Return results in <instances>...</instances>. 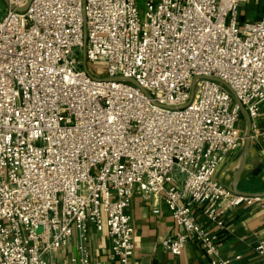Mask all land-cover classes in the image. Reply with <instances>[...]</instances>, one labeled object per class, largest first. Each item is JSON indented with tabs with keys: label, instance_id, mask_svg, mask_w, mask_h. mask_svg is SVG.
Returning a JSON list of instances; mask_svg holds the SVG:
<instances>
[{
	"label": "built area",
	"instance_id": "1",
	"mask_svg": "<svg viewBox=\"0 0 264 264\" xmlns=\"http://www.w3.org/2000/svg\"><path fill=\"white\" fill-rule=\"evenodd\" d=\"M8 2L29 5L0 20V264H59L75 235L71 263L131 264L135 190L182 229L164 249L192 238L209 264H230L227 214L264 198L215 175L244 143L237 101L259 134L264 5L245 19L248 0ZM91 228L109 236L108 262L91 258ZM253 251L264 259V236Z\"/></svg>",
	"mask_w": 264,
	"mask_h": 264
},
{
	"label": "crops",
	"instance_id": "2",
	"mask_svg": "<svg viewBox=\"0 0 264 264\" xmlns=\"http://www.w3.org/2000/svg\"><path fill=\"white\" fill-rule=\"evenodd\" d=\"M263 5L264 0H248L244 9L249 6L253 19H258L262 15ZM257 127L259 134L252 137L246 167L238 184V189L245 193H264V103L260 107ZM241 151L229 157L215 175L216 180L228 188H231L237 171ZM153 207L159 209L158 214L152 211ZM125 212L130 216L134 229L131 264H209L208 257L195 239L190 238L178 256L161 246L163 239L182 232L161 198H145L135 190ZM198 218L203 227L211 228L202 216ZM226 225L218 243L220 255L232 259L230 264H264V259L253 251L257 240L264 236V200L231 210L226 216ZM76 240L75 235L70 245L61 251L59 264H73L70 258L78 256ZM110 244L106 233H96L91 228L88 245L91 258L108 262ZM236 256L240 258L234 259Z\"/></svg>",
	"mask_w": 264,
	"mask_h": 264
},
{
	"label": "water",
	"instance_id": "3",
	"mask_svg": "<svg viewBox=\"0 0 264 264\" xmlns=\"http://www.w3.org/2000/svg\"><path fill=\"white\" fill-rule=\"evenodd\" d=\"M5 3L7 4V6L11 9H14L16 11H24L27 9L28 5L27 4L25 7L23 8H17L14 7L12 5L9 4L8 0H4ZM82 63H83V68L87 69V61H86V56H85V51L83 50L82 52ZM116 81H120V80H126L128 82L134 83L136 84V82L132 79H123V78H116L114 79ZM196 80L193 81V86L195 84ZM237 103L239 104L240 110H241V114L242 117L244 118L245 122H246V129H245V137H244V143L242 146V151H241V155H240V160H239V165L237 168V171L234 175L232 184H231V190L233 191L234 194L236 195H241L244 197H251V198H264V193H245L242 192L238 189V184L241 180L242 174L245 170L246 167V160H247V156L249 154V149L251 146V141H252V122H251V118L247 112V110L245 109V107L240 104L238 101Z\"/></svg>",
	"mask_w": 264,
	"mask_h": 264
},
{
	"label": "rangeland",
	"instance_id": "4",
	"mask_svg": "<svg viewBox=\"0 0 264 264\" xmlns=\"http://www.w3.org/2000/svg\"><path fill=\"white\" fill-rule=\"evenodd\" d=\"M142 1L143 0H137V2L139 3L140 7H142ZM244 5L241 6L242 15L244 16L245 19H253L254 15L251 12H249L250 7L248 6L247 9L245 10L244 9ZM7 11H8L7 4L5 3L4 0H0V20H2L4 18V16L6 15ZM87 67L94 74L102 75L103 72H104L105 65H103V63L96 62L94 64H87ZM239 125L243 129V131L245 132L246 122H245L243 117H241ZM241 150H242V148H241Z\"/></svg>",
	"mask_w": 264,
	"mask_h": 264
}]
</instances>
